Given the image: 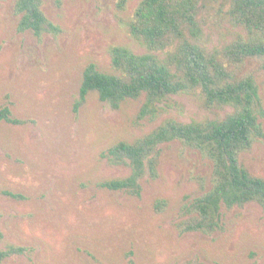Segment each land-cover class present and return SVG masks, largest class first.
Wrapping results in <instances>:
<instances>
[{"label": "rangeland", "instance_id": "1", "mask_svg": "<svg viewBox=\"0 0 264 264\" xmlns=\"http://www.w3.org/2000/svg\"><path fill=\"white\" fill-rule=\"evenodd\" d=\"M127 1L120 13L117 0H45L47 19L62 32L38 40L17 31L16 0H0V107L29 122L0 124V249L27 248L2 264H126L129 257L135 264H264V209L256 204L223 209L215 233L179 234L182 206L210 187L212 173L208 160L179 142L159 147L158 177L142 182L139 198L97 187L128 174L100 158L113 144L133 142L168 118L190 123L231 112L181 95L161 105L155 120H138L142 98L112 110L95 93L74 112L87 65L111 74V46L144 53L125 27L140 0ZM225 11L219 1L198 16L209 50L243 34ZM239 71L256 81L264 111V64L246 61ZM260 124L264 135V117ZM240 161L264 179V136ZM157 200L167 202L161 213Z\"/></svg>", "mask_w": 264, "mask_h": 264}, {"label": "trees", "instance_id": "2", "mask_svg": "<svg viewBox=\"0 0 264 264\" xmlns=\"http://www.w3.org/2000/svg\"><path fill=\"white\" fill-rule=\"evenodd\" d=\"M219 1L226 6L228 22L243 34H237L221 49L209 50L201 42L198 16ZM44 3L45 0H16L13 12L19 18V33L31 32L41 40L47 34L57 37L62 32L47 19ZM127 4V0H117V11L125 12ZM125 27L144 53L111 46V74L100 72L94 64L87 65L75 113L90 93L112 110L142 98L138 120H155L161 105L181 95L198 98L207 110L230 108L231 112L223 118L190 123L168 118L133 142L113 144L100 158L110 168L128 169V174L102 181L97 187L139 198L142 182L158 177L159 147L179 142L199 152L212 166L210 187L181 208V220L176 224L179 234L209 235L221 230L223 209L249 204L264 209V179L252 176L240 161L241 155L264 136L260 124L264 111L256 81L239 71L246 61L264 64V0H140ZM2 123L21 126L29 122L14 117L10 105H5L0 107ZM166 207L165 200L154 204L157 213ZM2 238L0 232V241ZM26 253L25 247L6 245L0 249V264ZM126 264L135 262L129 257Z\"/></svg>", "mask_w": 264, "mask_h": 264}]
</instances>
